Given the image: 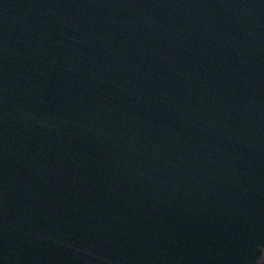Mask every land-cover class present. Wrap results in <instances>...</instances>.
I'll return each instance as SVG.
<instances>
[{
  "label": "water",
  "instance_id": "obj_1",
  "mask_svg": "<svg viewBox=\"0 0 264 264\" xmlns=\"http://www.w3.org/2000/svg\"><path fill=\"white\" fill-rule=\"evenodd\" d=\"M264 0H0V264H262Z\"/></svg>",
  "mask_w": 264,
  "mask_h": 264
},
{
  "label": "trees",
  "instance_id": "obj_2",
  "mask_svg": "<svg viewBox=\"0 0 264 264\" xmlns=\"http://www.w3.org/2000/svg\"><path fill=\"white\" fill-rule=\"evenodd\" d=\"M262 264H264V259H263V262H262Z\"/></svg>",
  "mask_w": 264,
  "mask_h": 264
}]
</instances>
